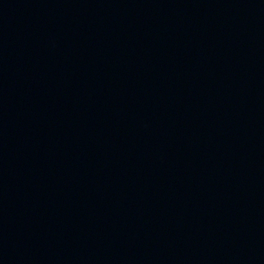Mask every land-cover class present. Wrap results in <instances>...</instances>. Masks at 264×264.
I'll return each instance as SVG.
<instances>
[{
    "label": "water",
    "instance_id": "obj_1",
    "mask_svg": "<svg viewBox=\"0 0 264 264\" xmlns=\"http://www.w3.org/2000/svg\"><path fill=\"white\" fill-rule=\"evenodd\" d=\"M0 264H264V0H0Z\"/></svg>",
    "mask_w": 264,
    "mask_h": 264
}]
</instances>
